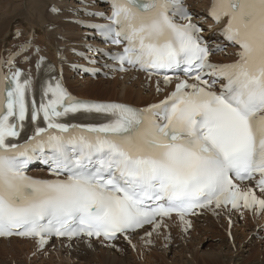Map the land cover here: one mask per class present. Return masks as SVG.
Here are the masks:
<instances>
[{"label": "snow or ice", "instance_id": "6c2138e0", "mask_svg": "<svg viewBox=\"0 0 264 264\" xmlns=\"http://www.w3.org/2000/svg\"><path fill=\"white\" fill-rule=\"evenodd\" d=\"M110 3L111 22L94 27L122 46L115 70L164 74L165 85L169 72L188 78L140 108L77 101L60 80L47 82L37 101L21 70L0 75V237L38 238L41 247L53 236L88 237L114 248L173 213L186 229L198 209L264 213V0H212L224 46L205 40L184 0ZM229 46L233 61L210 59ZM81 112L104 122H61ZM26 123L33 131L20 142ZM34 160L55 178L27 175ZM244 181L255 188H241Z\"/></svg>", "mask_w": 264, "mask_h": 264}, {"label": "bare ground", "instance_id": "6f19581e", "mask_svg": "<svg viewBox=\"0 0 264 264\" xmlns=\"http://www.w3.org/2000/svg\"><path fill=\"white\" fill-rule=\"evenodd\" d=\"M210 2L188 0L197 12L207 8ZM54 4L61 8V13L50 11ZM95 4V0H0V56L12 44L22 40L21 37L16 38L15 32L22 29L23 38L34 35L37 42L47 46L50 55L54 56L56 48H64L71 59H78L70 53L72 49L88 53L90 67L100 68L103 75L82 76L69 69L65 71L66 84L81 97L136 105H146L162 98L154 87L145 84L143 74L115 72L113 78L106 77L111 70L105 67L110 62L104 48L109 46L97 40L96 31L91 33L68 21L86 19L84 9L94 8ZM99 9L104 10L105 7ZM222 58L229 59V56ZM216 212L209 209L194 218L193 229L187 231H183L185 224L178 216H171L164 220L161 230L148 227L134 235L133 244L127 245L120 240L114 248L97 240L83 239L70 244L56 241L40 249L32 240L25 238H1L0 264H115L124 260L122 254L125 252L134 258L131 262L135 264H235L243 252H249L250 258H255L253 264H264V213L258 210H246L241 215ZM227 216L231 218V227ZM149 232L151 236L147 235ZM208 233L216 248L202 252L198 248L197 237ZM148 241H151L150 245H146Z\"/></svg>", "mask_w": 264, "mask_h": 264}, {"label": "rangeland", "instance_id": "374dc122", "mask_svg": "<svg viewBox=\"0 0 264 264\" xmlns=\"http://www.w3.org/2000/svg\"><path fill=\"white\" fill-rule=\"evenodd\" d=\"M170 236V235H169ZM202 239H201V238ZM206 241H205V240ZM211 239V240H210ZM199 240H200V242H199ZM204 241V242H203ZM199 242V243H198ZM202 243V244H201ZM215 242H214V239L212 238V236L208 233V234H205V235H203V236H199V237H197V244H199V246H198V248L202 251V252H209V251H212V250H215V248H216V245L214 244ZM214 244V245H213ZM208 245H210V246H208ZM215 246V247H214ZM206 249V250H205ZM207 249H209V250H207ZM129 253H123L122 255H123V257H125L124 258V260L122 261V262H118V263H115V264H135V263H132L131 261H134V258L133 257H131V256H129L128 255ZM242 254H244V255H241L238 259H237V261H236V263L235 264H249V263H251V264H253V261H254V257L252 256L251 258H250V254H249V252H243ZM249 257V258H248ZM254 258V259H253ZM250 259V260H249ZM249 260V261H248ZM247 262V263H246ZM94 263V262H93ZM95 264V263H94Z\"/></svg>", "mask_w": 264, "mask_h": 264}]
</instances>
